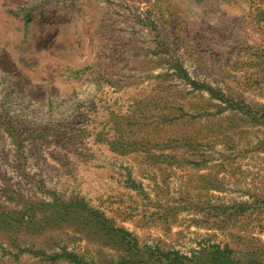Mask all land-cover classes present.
<instances>
[{
    "label": "rangeland",
    "instance_id": "rangeland-1",
    "mask_svg": "<svg viewBox=\"0 0 264 264\" xmlns=\"http://www.w3.org/2000/svg\"><path fill=\"white\" fill-rule=\"evenodd\" d=\"M210 245L264 264V0H0V264Z\"/></svg>",
    "mask_w": 264,
    "mask_h": 264
},
{
    "label": "trees",
    "instance_id": "trees-1",
    "mask_svg": "<svg viewBox=\"0 0 264 264\" xmlns=\"http://www.w3.org/2000/svg\"><path fill=\"white\" fill-rule=\"evenodd\" d=\"M200 248L202 250H205L203 246H200ZM209 248L212 249V251L205 252V257H204V260H206L208 264H230L231 263L229 253L225 248L221 249L217 246H212V245H210ZM143 253L145 254V252ZM181 258L186 259L189 262H192V259H187L182 256L179 257L177 255L173 256V258H169V256H167L164 261L166 263L167 261H169L170 264H184L185 261H183V259ZM154 260L160 261V257H157V259H154ZM192 264H200V262L199 260H197V261H194Z\"/></svg>",
    "mask_w": 264,
    "mask_h": 264
}]
</instances>
